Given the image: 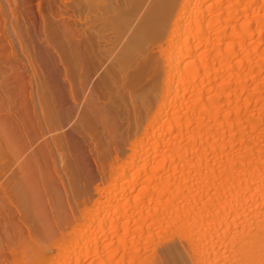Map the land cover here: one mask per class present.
Segmentation results:
<instances>
[{"label": "bare ground", "instance_id": "bare-ground-1", "mask_svg": "<svg viewBox=\"0 0 264 264\" xmlns=\"http://www.w3.org/2000/svg\"><path fill=\"white\" fill-rule=\"evenodd\" d=\"M31 7L0 0L30 78L0 94V264H264V0Z\"/></svg>", "mask_w": 264, "mask_h": 264}, {"label": "rangeland", "instance_id": "rangeland-1", "mask_svg": "<svg viewBox=\"0 0 264 264\" xmlns=\"http://www.w3.org/2000/svg\"><path fill=\"white\" fill-rule=\"evenodd\" d=\"M30 2H31V9L30 10H28V13H29V16L30 17H34L36 20H37V22L38 23H40V15H39V13H38V10H37V0H29ZM30 5V4H29ZM7 15H8V13H7ZM10 16V14L8 15V17ZM9 19H12V17L10 16L9 18H8V21H9ZM2 20V19H1ZM10 25H8L7 27H5L4 25L2 26H0V45H3V46H7V47H9V45H10V35L12 36V31L10 30V31H8V28H10L9 27ZM6 33V34H5ZM6 35V36H3V35ZM8 34V35H7ZM8 36V37H7ZM10 38V39H9ZM12 39H13V37H12ZM11 39V40H12ZM8 40H9V42H8ZM13 41V40H12ZM10 51V50H9ZM1 53V55H6V57H8V61H9V59H10V56H7V53H9V52H7V53H2V52H0ZM17 53H18V51H17ZM4 56H0V58H1V61L3 62H5V64H7L6 62H8L6 59V57H4ZM5 58V59H4ZM6 60V61H5ZM0 61V66L2 67V66H4L3 64L4 63H2ZM8 64L10 65V63L8 62ZM7 64V65H8ZM8 65V66H9ZM7 67V66H6ZM9 76V77H8ZM15 77V78H14ZM26 77V79H25V81H26V83H27V80L28 79H30L29 78V75H0V94L1 95H3V90L6 92H8V93H13V94H15L16 93V91H17V93L15 94V99L16 100H20V99H22V95L18 92L19 90H17L18 88H19V86H20V82L23 80V78H25ZM18 78H19V80H18ZM17 79V80H16ZM16 81V82H15ZM19 83V84H18ZM7 89V90H5V89ZM9 88H10V91H9ZM11 88H12V91H11ZM3 89V90H2ZM15 89V90H14ZM17 94H18V96H17ZM21 95V96H20ZM2 97V96H1ZM2 99V98H1ZM0 99V100H1ZM1 103H4L5 104V101H1ZM0 103V120L3 118V120H1L2 121V123H1V125H5L6 126V129L4 128V133H1V132H3V131H1V129H0V137H1V135H3L4 137H5V135H6V133L7 132H11L12 133V131H14V128H15V121H14V118H15V115H17L18 116V110H17V108H15L14 107V105H13V107L12 106H10L7 102H6V104H5V106H3V104H1ZM11 104V103H10ZM7 105H9L8 107H9V110H5L6 108H7ZM12 107V108H11ZM15 108V110H13ZM14 114V115H10V117H13V119H10V117H9V120H8V117H7V115L6 114ZM3 116V117H2ZM7 117V121H10V122H7L6 120L4 121V119ZM12 120H13V122L14 123H12ZM5 122V123H4ZM7 123V124H6ZM8 124L9 125H11L12 127L11 128H13L12 130H11V128H10V126L8 127ZM10 131H9V130ZM68 130V129H67ZM1 143V142H0ZM34 146V145H33ZM4 152H6V154H4ZM8 152H7V150L4 148V146L1 144L0 145V173H2V171H3V169H4V162L6 161L5 160V157L8 155V157L7 158H9V154H7ZM6 155V156H5ZM5 156V157H4ZM2 207H0V212H2Z\"/></svg>", "mask_w": 264, "mask_h": 264}]
</instances>
